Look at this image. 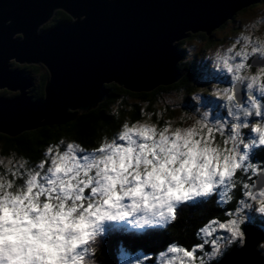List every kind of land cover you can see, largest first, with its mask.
<instances>
[{"label":"clouds","instance_id":"1","mask_svg":"<svg viewBox=\"0 0 264 264\" xmlns=\"http://www.w3.org/2000/svg\"><path fill=\"white\" fill-rule=\"evenodd\" d=\"M262 23L264 17H257L242 37ZM256 42L264 46V33ZM210 66L231 76L224 89L231 119L210 120L200 107L189 118L158 113L153 119L141 112V118L102 134L93 147L61 139L35 163L15 151L0 152V264H99L96 254L109 226L138 235L165 231L181 207L207 204L214 195L227 204L241 185L238 206L224 227L209 221L196 230L212 237L215 224L225 234L205 240L208 250L204 243L193 250L168 245L171 255L162 264H212L233 245L243 247L245 212L264 216V184L246 179L264 172V162L249 159L264 147V77L239 75L227 61L223 68ZM233 85L243 87V103L231 94ZM192 99L199 103V96ZM165 102L174 105L171 98ZM256 250L264 259V240ZM120 259L117 253V264Z\"/></svg>","mask_w":264,"mask_h":264},{"label":"water","instance_id":"2","mask_svg":"<svg viewBox=\"0 0 264 264\" xmlns=\"http://www.w3.org/2000/svg\"><path fill=\"white\" fill-rule=\"evenodd\" d=\"M259 1L0 0V89L18 91L0 97V133L16 136L72 120L105 98V84L151 92L179 81L178 42L190 33L208 35ZM58 10L70 20L40 32ZM12 62L43 65L48 77L42 97H30L31 78ZM240 89L234 85L237 100ZM262 181L264 172L257 183ZM243 232L244 246H232L212 264H264L256 250L262 228L246 224Z\"/></svg>","mask_w":264,"mask_h":264},{"label":"trees","instance_id":"3","mask_svg":"<svg viewBox=\"0 0 264 264\" xmlns=\"http://www.w3.org/2000/svg\"><path fill=\"white\" fill-rule=\"evenodd\" d=\"M255 5L257 4H252L250 7ZM69 20L70 17L67 14L58 10L53 17L51 25H54L57 22ZM51 25L42 27L40 32L46 31ZM210 35L206 36L203 33H190L187 40L192 42L202 40L205 44L212 45V41H216V39H214L213 35ZM226 40H231L234 44L238 42V40L234 38ZM177 47L178 51L184 58L179 61L177 68L180 71H185V75L182 76L179 81L169 86H159L151 92H130L115 83L105 84L104 87L106 88L108 94L107 98L104 99L102 103H98L95 107L78 114L75 118L69 120L64 125H44L34 130L24 131L16 136H9L0 133V152L7 153L9 151H15L29 157L35 163L44 158L43 153L50 144H55L61 139L75 140L84 148L95 146L96 141L102 134L111 132L119 127L124 118L133 121L141 118V110L140 107H138L139 103H143V107L147 109V112L150 111L152 118L155 119L157 116L155 112L158 110L155 103L158 101V97L163 92H167L169 90L175 92L185 90L187 95L183 98L182 103L183 106L188 105L185 101L190 100L191 97V95H188L190 94L188 91L192 88V79H206L207 75H210V70L213 69L211 67L209 70L207 66L196 64L195 57L193 59H188V57H186L187 48L184 44L178 42ZM11 66L12 68L17 67L24 70L25 74L30 76V78L37 75V82L35 81V84L30 89L29 94L33 98L43 96V88L47 75H43L41 70L37 72L39 69L38 66L20 65L17 63H11ZM249 68L250 67H248V69ZM220 78L225 79L229 78V76L225 74V77L221 75ZM207 92L208 91H204V93L200 92L202 94L201 98L204 105L212 104V101L215 105L220 102L221 99ZM15 95L16 93L8 94L0 91V97L8 98L14 97ZM130 97L132 98L130 100L131 103L127 102ZM116 99H118V104L114 107V109H112L109 107V104ZM164 110L168 113V116L164 114L165 117L172 118L175 116L176 109L173 107L164 106L163 111ZM183 111L184 110H182V112ZM217 111L219 115L223 114L224 117L228 116L227 106H218ZM74 112L75 111H72L71 113ZM185 114L188 116L187 112ZM261 149L263 151L258 153L260 156L259 159L256 157L258 162H264V147H261ZM45 163H47V160H45ZM246 179H248L249 183H252L255 180L254 177L250 179L246 177ZM233 191L236 199H239L241 196V186H237V188ZM236 199L230 201L222 207L218 206L213 198L207 204L202 201L198 202V207H183V209H179L177 211L176 219L168 226L167 230L162 232H159V230H151L141 235H134L126 232L124 229H120V233L123 234V236H121L123 243L115 237V234H109L108 236H106V234L102 239L101 249L96 254L99 264H117V257L115 256V253L117 251L116 244H118V240L119 245H122L131 252L141 249L145 250V252H155L170 242L182 245L184 248H190V250H192L194 245L204 243L205 241L203 233H197L196 230L203 227L211 220H216V222L226 221L229 218V215H231V212L238 206L236 204ZM225 213H227V215ZM249 217V220H251L250 223L253 225L264 226V216L252 213ZM244 224L245 223L241 225V228ZM204 249H208L207 243H204ZM228 250L226 252H228ZM226 252H224L223 255ZM151 257L153 258V255ZM216 261H213L212 263Z\"/></svg>","mask_w":264,"mask_h":264},{"label":"rangeland","instance_id":"4","mask_svg":"<svg viewBox=\"0 0 264 264\" xmlns=\"http://www.w3.org/2000/svg\"><path fill=\"white\" fill-rule=\"evenodd\" d=\"M261 15H263V17H264V4H261L253 12H244V13L240 14L239 16H240L241 19H244V20L247 19L246 20V23H250L251 21L255 20L257 17H261ZM229 21H231V20L230 19L227 20L225 23H223L222 25H220V27H218L217 29L212 30L208 34V35H210L212 33L210 36L214 35L213 37H214V39L216 38V40H217V37H218V40H219L218 43L215 40H213L212 43H211L212 45H207L204 42H202L200 40H197L196 42H192L191 41V43H188L187 45H185L186 48H187L186 57H188V59H191L195 55L196 56V63H198L199 58H203L204 60L208 61L209 64H211V62H213L214 63V66H216V64H217L218 65V68H223V65H224L225 61L228 60L230 62V59H227L226 60V58L228 57L230 51L233 50V48L236 49V51H241L242 55L250 54L251 57L253 55H255V53H257V52H255L254 49H251V50L248 51V49L251 48V46H252V43L250 42V40L248 38H246V37H244L242 39V35H241L242 33H240V32L231 31L230 29L231 28H234V27L230 25L231 22L229 23ZM197 33H201V32H197ZM192 34H194V33H192ZM250 35H251V36H249L250 39H254L255 40V38L252 36V34H250ZM258 35H260V34L259 33L254 34L255 37L258 36ZM231 36H237L240 39H242V41L244 43L247 44V46L244 45L246 47L245 51L242 50L243 45H240L238 47V50H237V47L235 46V44L233 45V42L231 40H226V39H231L232 38ZM262 47L264 48V46H262ZM218 53H223V55H219ZM255 57H256V55L254 57H252L251 59H254ZM262 70H264V67H260L259 66V67H256L254 69V72L255 73H259ZM220 74L221 75H225V74H228V73L224 72L223 70H220ZM230 78H231V76H230ZM202 79L204 80V78H202ZM226 79L228 80L229 78H226ZM35 81L37 82V77H36V80ZM38 81H39V78H38ZM222 81L223 80H221V79H209L207 81H198V80L196 81V80H194L193 83L191 84L192 85V88L188 91V92H190V94H188V95H191L190 100H186L185 101V103L188 104V105H185V106H183V103H182L183 98L187 95V93L185 92V90L176 91V92L169 90L167 92H163V93L160 94V96L158 97V101L155 103V105L158 107V110H157V112H155V111H153V112H155L156 115L158 113H164L165 115L168 116L167 111L166 110L163 111V107L164 106H171L174 109H176V113H175V116L174 117L183 114L185 116V118H189V117L194 116V115L198 116L199 114L198 113H194V110H195L196 107H200L202 110L207 109L209 111V113H210L209 119L210 120L231 119L230 116L224 117L223 114L222 115H219V113L217 111L218 110V106L226 107V105H227V113H228L229 109L232 107V102L231 101H228V99H227V95L228 94L225 93V91H224V89L229 86V83L226 85ZM0 91L6 92L8 94L12 93V92L6 91L4 89H2ZM204 91H208L207 93H211L212 95H214V96L218 97L219 99H221L220 102L215 105V103L212 101V104L204 105L203 102H202V98H201V95L202 94L200 93V92L204 93ZM231 94L234 96L233 87H232ZM107 96H108V94H106V96H105L104 99H106ZM195 96H199V103H197L196 101H194L192 99ZM168 98H171L174 101V105H168L165 102ZM128 99L129 100H127V102L131 103L130 100L132 98L130 97ZM102 101H101V103H102ZM238 101L241 102V103H243L244 100L240 99ZM117 104H118V99H116L115 101H112L109 104V107H111L112 109H114V107H116ZM213 105H215V106H213ZM143 106H144L143 103H139V105H138V107H140L141 112H143L145 114L151 113L150 111L147 112L146 109ZM181 108H183V109H181ZM182 110H184V111L182 112ZM69 111H70V113L72 112L71 109H69ZM180 112H182V113H180ZM186 112L188 113V116H186V114H185ZM165 118H169V117H165ZM126 119L127 118H124L122 120V122L124 120H126ZM64 124L62 123L60 125H64ZM57 125L58 124H53L52 126H57ZM261 151H263V150L261 149L260 150V153H261ZM256 157L257 156L255 154H252L251 161L252 162H258L256 160L258 157L257 158ZM257 179H258V176L255 177L256 183H257ZM260 183L261 184H264V181H262ZM258 184H259V182L257 183V186H258ZM261 184H259V185H261ZM241 188H242V185H241ZM191 204L192 205H195L194 202L191 203ZM217 205L218 206H221L220 204H217ZM183 207H181L180 209H183ZM233 212L234 211L231 212V215H232ZM252 213H254V212H252V211H246L245 212V216H246L245 222H249V223L251 222V220H249L250 219L249 216ZM231 215H229V217ZM176 217H177V215H176ZM214 221H216V220H214ZM224 222H217V223H224ZM212 227H215V229H216L212 233V237H206V236L203 235L205 237V240H208L209 242L211 241V239L215 238L217 235H221L222 236V235L225 234L224 231H223V229H220L215 224L212 225ZM111 232H113V230ZM129 233L134 234V235L136 234V233H132V232H129ZM115 235L120 236V235H123V234H121L119 232V230H117V232L115 233ZM263 240H264V232H263ZM166 247L161 251V252L164 253V255L163 256H159L157 254L155 256V262L153 264H159V262H162L164 259H168L170 257L171 253H169L166 250ZM185 250H190V248H185ZM206 250H208V249H206ZM119 254H120V258H121L120 260L124 264H127V263L128 264H143L144 263V262H142L143 257H139V260L140 261H138L137 259H132L129 262V258L128 257H126L124 254H121L120 252H119ZM194 254L199 255V252H195Z\"/></svg>","mask_w":264,"mask_h":264},{"label":"flooded vegetation","instance_id":"5","mask_svg":"<svg viewBox=\"0 0 264 264\" xmlns=\"http://www.w3.org/2000/svg\"><path fill=\"white\" fill-rule=\"evenodd\" d=\"M255 4H257V5H255L253 7H250L251 5H249V6L239 10L238 12H236L234 14V16L230 19L231 21H229V23L231 22L230 25L234 27V28L230 29L231 31L240 32V33H244L245 32L246 26L250 25L252 21L250 23H246L247 19H245V20L241 19L239 15L244 13V12H253L261 4H264V0H260L259 2L255 3ZM261 17H263V15H261ZM52 20H53V18H52ZM52 20L47 25H51L52 22H53ZM250 31L252 33V36L255 38V40L254 39H250L249 36H251V35L246 36V38H248L250 40V42L252 43V46H251V48L248 49V51L251 50V49H254L255 52H257V53H255L256 57L254 59H251L255 55H253L252 57L250 56V54L242 55L241 51H236V49L233 48V50L230 51V53H229L228 57L226 58V60L230 59V62L227 60L228 65L233 68V72H236L239 75H244L246 72H248V73L255 74L257 77H264V70L260 71L259 73H255L254 72V69L256 67H259V66L260 67H264V48L256 42V37L254 36V34H256V33H259V34L264 33V23H262L258 28L250 30ZM188 37H186L185 39H182L181 41H179V43L184 44V45H187L188 43H191L190 40H187ZM231 37L238 40V42H236V44H235V46L237 47V50H238V47L240 45H243L242 50L245 51V49H246L245 46H247V44L242 41V39L244 37H242V39H240L237 36H231ZM200 41H202V40H200ZM216 42L217 43L219 42L218 37H217ZM233 45H234V43H233ZM198 62H199V64H203L204 63V66H207L208 69L211 68V66H210L211 64H209L208 61L204 60L203 58H199ZM31 65H34V64H31ZM34 66H38L39 69L37 70V68H36L37 72L39 70H41L43 75H47V77H48L47 70L42 65L37 64V65H34ZM34 66H33V68H34ZM215 67L218 68V65L216 64ZM248 67H250V68L248 69ZM184 75H185V73H184ZM226 75L229 76V80H227L226 78H225L226 80L223 79V78H220V76H221L220 71H217V70L213 69V70H210V75H207V78L205 79V81H207L209 79H221V80H223L222 82H224L226 85L228 83L230 85L231 84L230 75L229 74H226ZM223 76L225 77V75H223ZM47 77H46V79H47ZM31 78L33 80V85H34L35 84V80H36V75L32 76ZM193 81H194V79H192V82ZM232 87L234 88V85ZM240 87H241L240 90H241V93H242L241 99L244 100L245 99L244 89H243L242 86H240ZM233 93H234V91H233ZM262 230L264 232L263 228H262Z\"/></svg>","mask_w":264,"mask_h":264},{"label":"snow or ice","instance_id":"6","mask_svg":"<svg viewBox=\"0 0 264 264\" xmlns=\"http://www.w3.org/2000/svg\"><path fill=\"white\" fill-rule=\"evenodd\" d=\"M226 66H227V65H226ZM219 226H220L221 228L224 227L223 223H219Z\"/></svg>","mask_w":264,"mask_h":264},{"label":"bare ground","instance_id":"7","mask_svg":"<svg viewBox=\"0 0 264 264\" xmlns=\"http://www.w3.org/2000/svg\"><path fill=\"white\" fill-rule=\"evenodd\" d=\"M210 69V68H209Z\"/></svg>","mask_w":264,"mask_h":264}]
</instances>
